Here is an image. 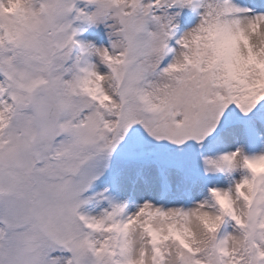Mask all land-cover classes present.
Segmentation results:
<instances>
[{
  "label": "snow or ice",
  "instance_id": "obj_1",
  "mask_svg": "<svg viewBox=\"0 0 264 264\" xmlns=\"http://www.w3.org/2000/svg\"><path fill=\"white\" fill-rule=\"evenodd\" d=\"M0 264H264V0H0Z\"/></svg>",
  "mask_w": 264,
  "mask_h": 264
}]
</instances>
